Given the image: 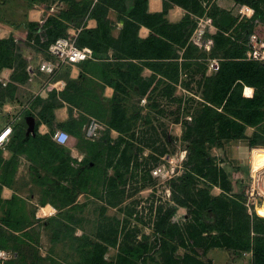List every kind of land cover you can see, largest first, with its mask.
I'll return each instance as SVG.
<instances>
[{
  "label": "crops",
  "instance_id": "obj_1",
  "mask_svg": "<svg viewBox=\"0 0 264 264\" xmlns=\"http://www.w3.org/2000/svg\"><path fill=\"white\" fill-rule=\"evenodd\" d=\"M259 5L262 16H255V8L239 0H0V40L13 37L17 43L23 39L28 40L30 45L38 46L29 56L24 54L32 61L28 62L22 55L20 64L17 62L0 70V132L7 126L13 128L9 140L0 148V199L19 197L23 200L11 208L0 204V215L8 218L7 214L10 212V218L17 224L14 230L0 221V227L5 228L0 241V253H7L5 259L0 255V264L26 262L28 250L39 249L40 239L46 237L49 229L54 233L52 227L55 228L56 223L67 225L70 229L75 226H72L69 219L74 209L69 205H62L55 198L58 197L56 195H68L71 190L82 196L78 188H71L70 185L76 170L81 171L85 167V159L97 152L95 148H90L84 134L89 117H95L97 112L90 110V104L111 102L116 92L123 94L116 91L114 86L117 82L125 84L120 70L125 71L128 64H135L141 69L143 81L150 84L146 93L141 94L138 84L130 81L134 87L127 86L129 94L140 99H157L162 102L200 100L202 109L205 79L216 73L209 68L210 60L222 58L221 54L232 42H237L247 50L249 35L254 31L264 33V0ZM95 11L96 14H93ZM157 15L161 20H156ZM49 17L61 19L68 26V36L77 33V39L83 29H96L100 21L104 22L108 32L107 39H103L101 43V55L64 65L57 74L58 77L56 75L48 81L49 75L39 69L47 52L37 42L36 34L33 38L29 37V23L39 24L37 37L43 41L47 38L44 24ZM126 22L137 26L131 32L132 38L143 42L154 33L159 40L171 44L170 50L160 44L158 47L143 48L146 55H127V50L131 49L128 46V36L124 35ZM164 22L169 25L184 22L178 30H167L181 41L186 38L184 45L179 41H172L165 34L156 33L155 28L162 27ZM221 36L228 43L217 47V37ZM83 47H88L93 52L90 46ZM38 53L39 61L34 57ZM151 53H158V56L150 55ZM108 80L112 83H108ZM253 93V87H244V96L251 97ZM65 95L73 98L79 105L67 100ZM54 97L58 101L57 105L53 109L46 108V103ZM201 109L187 116L190 120L188 123L192 122ZM29 116L35 121L33 132H30ZM178 122H174L176 140L184 131ZM257 129V126L246 125L243 136L220 138L217 142L207 144L208 154L214 159L219 158L216 164L227 173L233 189L228 193L220 185H211L212 196L235 194L244 199L243 192L237 189V183L231 176L230 167L261 161V156L255 155L257 150L264 157V145H250V139ZM58 130L68 132L69 140L66 144L55 141L53 135ZM112 132L120 135L116 130ZM185 144L188 147V143ZM62 164L65 169L55 172L54 169ZM57 180L68 190L63 188L60 191L61 187L55 184ZM170 203L176 204L169 201V206ZM248 211L252 213L249 208ZM205 213L204 220L215 224L216 217L210 211L208 214L211 218ZM191 220L189 207L178 205L172 222L184 228ZM8 235L13 239L7 240ZM176 240L173 239L174 242ZM178 251L185 253L186 248L179 247ZM42 255L46 253L42 252ZM236 256L240 258V264H252L251 250L212 247L206 258L212 264L217 261L233 264Z\"/></svg>",
  "mask_w": 264,
  "mask_h": 264
},
{
  "label": "trees",
  "instance_id": "obj_2",
  "mask_svg": "<svg viewBox=\"0 0 264 264\" xmlns=\"http://www.w3.org/2000/svg\"><path fill=\"white\" fill-rule=\"evenodd\" d=\"M239 1L251 4L255 8V16L263 15L259 5L263 0ZM93 14H96V11ZM155 18L156 20H161L159 15L155 16ZM183 23L178 25L165 23L162 27L155 28V31L158 34H165L172 41H179L181 45H184L187 41L186 38L184 41H181L179 37H174L167 31L169 29L171 31L178 30L182 28ZM38 25L36 22L29 23V37L33 38L36 34L37 42L45 50L58 37L68 36V26L57 17H49L45 22L44 27L46 28L47 38L43 41L37 37L38 30L40 29ZM134 28H137L135 24L126 22L124 35L127 34L128 46L131 49V51L127 50V55L140 57L141 55H146L143 48L158 47L160 44L166 50H170L171 44L159 40L157 34L154 33L143 42L132 38L131 32H133ZM107 32V26L104 22L100 21L96 29H83L78 36L77 42L79 46H90L93 49V57L97 58L101 55V43L103 39H107ZM227 43L228 40L225 37H217V47H221ZM16 47L13 37L0 40V70L2 67H10L16 63L14 51ZM139 49L140 51H137ZM245 51V47L239 45L237 42H232L221 54L223 59L221 60L219 70L214 75L207 76L205 79L204 104L201 111L193 118L192 122L186 123L183 137L188 141V153L185 161L187 169L186 172L170 182L173 190V199L176 204L166 209L160 207L158 210L159 219L156 221L155 231L159 234L157 237L159 247L154 252L158 251L160 255L156 264H212V261L206 258L208 250L212 247L242 251L251 250L253 254L252 264H264V217L257 215L255 212L250 213L248 206L239 195L222 194L212 196L210 194L211 185H220L228 193H231L233 189L224 169L212 161L214 158H207L209 156L207 152L208 143L217 142L220 138L227 139L243 136L246 125H252L257 126L258 129L251 137L250 145H264V66L258 61L244 59ZM160 54L163 55L165 53ZM150 55L158 56V53H151ZM140 71L139 66L132 63L128 64L125 71L120 70L125 84H120L121 82L114 84L116 91L123 93V96L117 92L115 93L111 101L110 118L108 121H105L110 129L116 130L120 134L118 140L115 142L109 139V135L107 136L108 138H105V140L108 139L107 142L105 141L108 152L110 151L115 156L120 154L116 162V176L111 178L112 183H116L117 178L120 179L118 182L124 183L123 176L130 170V167L132 168V162H134L132 155L128 152L127 144L124 148H121L122 144L127 141L125 135L130 132L132 137L137 136L136 131L133 130L134 123L131 121V118L127 117V110L123 102L125 99L124 95H129L127 86L134 87L133 84H130V81L138 84L141 94L146 93L149 88L150 84L143 81ZM108 83L111 84L112 82L108 80ZM246 85L254 88V93L251 97L244 96L243 94V89ZM65 97L67 96L65 95ZM66 99L69 101L74 100L69 97ZM57 103L58 101L54 97L46 103L45 107L53 109ZM72 103L79 105L76 101ZM91 104L94 106V102H91ZM219 108H222V110ZM92 112L94 113V109ZM226 112L231 113L234 118L230 117ZM99 113L97 111L95 115L102 117L104 114L103 112ZM152 129L155 130L153 134L157 136L156 128L152 127ZM43 137L49 138V136ZM34 139H41V137H34ZM139 140L144 145L151 146L145 135L140 136ZM144 147L143 144H140L138 147L140 152L144 150ZM103 148V142H98L97 152H94L91 157L89 156L85 159V167L81 171L76 170L77 173L72 177V183L87 186L89 174L94 168H92V164L98 155L102 153L101 150ZM151 157L154 156L152 155ZM155 158L157 159V157ZM12 163L13 160L10 161V164ZM113 163L112 159L108 162V166L113 165ZM140 164L136 162L137 167ZM120 166L124 169L120 170ZM88 167L92 169L90 170ZM64 169V165L62 164L57 166L54 171L58 173ZM197 177L203 178L204 183L207 185L205 188L197 186ZM55 184L61 187L60 191L63 188L68 190L65 185L61 184L60 180L55 181ZM56 196L58 197L55 199L62 205H69L72 209L78 206V195L72 190L68 195L65 193V195ZM22 201L19 197H13L10 200L0 199V204L11 208L13 205H17V202ZM106 201L110 202V199L108 198ZM178 205L188 206L192 214V220L186 223L184 228L172 222V216L176 212ZM208 211L216 217L215 224L207 223L204 220L203 215ZM7 215H9L8 218L0 216V221L8 228L15 230L17 224L15 220L10 218L12 214L9 212ZM3 228L4 226L0 227V241L4 235L2 232L5 228ZM120 233L119 221L116 224H106V220H104L93 237V242H88L90 247L83 264H141L146 262L149 257L148 253L152 247L149 248L147 244L142 245L144 252L132 250L131 248L133 253L131 254L126 242V240L130 239L129 233H126L122 239L119 237ZM130 233L136 236V232ZM10 237L8 235L7 240ZM175 238L177 240L174 242L173 239ZM118 245L121 248H126L127 253L121 250L115 260H107L105 255L108 249ZM179 247L186 248V252L182 255L178 254ZM133 255L137 258H134Z\"/></svg>",
  "mask_w": 264,
  "mask_h": 264
},
{
  "label": "rangeland",
  "instance_id": "obj_3",
  "mask_svg": "<svg viewBox=\"0 0 264 264\" xmlns=\"http://www.w3.org/2000/svg\"><path fill=\"white\" fill-rule=\"evenodd\" d=\"M29 43L28 40L25 41L23 39H20L18 43L15 42L16 46L18 45L14 49L16 63L20 62V57L23 58L22 55L25 54L29 56L30 52H35L37 50L35 47L38 46L33 44L30 45ZM38 55L39 53L34 55L37 61L40 60ZM26 56L25 58H27ZM32 60L27 58L28 62ZM124 98L123 104L127 110V117L131 118V121L134 123L133 130L136 131L137 135L132 137L129 132V134L125 135L127 141L122 144L121 147L124 148L127 144L128 152L134 159L132 168L130 167V170L123 176L125 182H118L120 181L118 178L116 179V183L111 182V178L115 177L117 173L116 162L120 154L117 156L112 155L110 151L108 152L106 148L107 143H105V141L107 142L108 140H105V138H108V135L112 142L118 140L119 135L110 130L108 133L101 136V139L99 138L96 141L87 139L85 136L87 141L92 144L90 145L91 149L95 148L97 151L98 142H103L104 148L101 150L102 153L98 155L95 162L92 164V168H94L89 174L90 177L87 186L77 185L71 182L70 187L78 188L79 192L82 194V196H78L77 201L79 204L74 209L73 216L69 218L70 221H72V226H75L70 229L67 225L64 226V224L61 225L60 223H56L55 228L52 227L54 233L51 232L52 229H49L46 237L40 239L41 243L38 244L39 249L37 248L36 251L32 250L36 248L28 250L29 253L28 255L26 254L25 257L26 262L22 264H83L90 247L88 242H93V237L96 235L100 224L104 220H106V224H116V222L119 221V229L121 231L119 234L120 239H122L126 233H129L130 239L126 240V242L131 254H133L131 248L132 250L135 249L144 252L142 245L147 244L149 248L152 247L148 253L149 257L146 262L141 264H156V261L159 260L160 253L158 251L154 252V250H158L159 247V240L157 238L159 234L155 231V224L159 219L158 210L160 207H163V209L169 207V201H174V199L171 184L162 186L159 181L151 177L149 169L151 170L154 165L158 164L161 156L165 153L173 155L177 154L182 149H188L185 144L187 142L183 137L186 123L190 121L187 119V116L193 115L201 109V101H183L182 99V101L172 100L162 102L157 99H140V97L132 94ZM90 106L91 111L94 109L100 113H104L102 117L100 115H95L97 116L96 118L104 122L108 121L111 115V102H97L94 103V106L92 104ZM175 121H180L178 122L182 125L180 127L184 128L183 133L178 136L177 140L174 139L176 134ZM152 127L156 128L157 136L153 134L155 130L152 129ZM143 135H145V138H148V143L151 146L144 145V143L139 140V137ZM140 144L145 146L144 150L141 152L138 148ZM154 147H156V149H154ZM152 155L154 157H151ZM209 156H207V158H212ZM155 157H157V159ZM112 159L114 161L113 165L108 166V162ZM260 159L261 161H251L245 166H231L230 173L237 183V189L243 192L242 195L244 197L242 198H244L243 200L249 210H251L252 213L255 212L257 215L264 217L263 155H261ZM212 161L215 163L219 162V158L212 159ZM136 162H139V164L141 163L139 167H137ZM119 168L120 170L124 169L122 166ZM196 182L198 187L205 188L207 186L202 177H197ZM166 188L170 189L172 192L171 199H169V191H166ZM159 195H162V197H159ZM108 198L110 202L106 201ZM172 205L173 204H171V206ZM205 215L211 218L208 212H206ZM57 220L61 222L59 219ZM124 226L126 227L124 228ZM130 232H136V236H133ZM10 239L13 238L10 237ZM121 250L127 253L126 248H121L119 245L110 247L105 258L109 261L115 260ZM42 252H45L46 255H42ZM178 254L182 255L184 251H178ZM133 257L137 258L134 255ZM239 259L240 258L236 256V260L233 264H240ZM215 264L230 263L226 261H217Z\"/></svg>",
  "mask_w": 264,
  "mask_h": 264
},
{
  "label": "built area",
  "instance_id": "obj_4",
  "mask_svg": "<svg viewBox=\"0 0 264 264\" xmlns=\"http://www.w3.org/2000/svg\"><path fill=\"white\" fill-rule=\"evenodd\" d=\"M246 47L244 59L258 61L264 66V33L252 32L246 41ZM46 52L47 55L40 62L39 69L49 75L48 81L58 74L64 65L75 64L93 58V52L90 48L79 46L77 33H74L73 36L58 37L49 45ZM221 60L222 58L211 59L209 62L210 70L217 72L220 68ZM44 88H46V85ZM12 129V126H7L0 132V148H3L9 140ZM110 130L111 132L113 131L104 121L96 117H90L87 125L84 127V134L87 139L97 140ZM53 137L60 144H66L69 140V134L64 130H58L54 133ZM187 153V149H182L173 155L165 153L161 156L159 163L151 168V177L159 181L162 186H168L171 180L186 172L185 161ZM166 191H169V199H171V190L166 188ZM159 197H162V195H159ZM0 255L3 259L7 257L5 251H2Z\"/></svg>",
  "mask_w": 264,
  "mask_h": 264
},
{
  "label": "water",
  "instance_id": "obj_5",
  "mask_svg": "<svg viewBox=\"0 0 264 264\" xmlns=\"http://www.w3.org/2000/svg\"><path fill=\"white\" fill-rule=\"evenodd\" d=\"M28 124L30 125V132H33L35 127V121L32 116L28 117Z\"/></svg>",
  "mask_w": 264,
  "mask_h": 264
},
{
  "label": "bare ground",
  "instance_id": "obj_6",
  "mask_svg": "<svg viewBox=\"0 0 264 264\" xmlns=\"http://www.w3.org/2000/svg\"><path fill=\"white\" fill-rule=\"evenodd\" d=\"M261 154H262V152L260 150H257L256 153H255L256 156H261Z\"/></svg>",
  "mask_w": 264,
  "mask_h": 264
}]
</instances>
